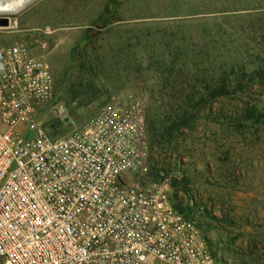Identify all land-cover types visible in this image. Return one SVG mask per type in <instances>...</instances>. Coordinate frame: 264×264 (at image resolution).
Here are the masks:
<instances>
[{
	"label": "built area",
	"instance_id": "obj_1",
	"mask_svg": "<svg viewBox=\"0 0 264 264\" xmlns=\"http://www.w3.org/2000/svg\"><path fill=\"white\" fill-rule=\"evenodd\" d=\"M0 64V264H228L163 185L138 180L139 107L114 100L51 138L37 120L53 91L45 57L16 43Z\"/></svg>",
	"mask_w": 264,
	"mask_h": 264
},
{
	"label": "rangeland",
	"instance_id": "obj_2",
	"mask_svg": "<svg viewBox=\"0 0 264 264\" xmlns=\"http://www.w3.org/2000/svg\"><path fill=\"white\" fill-rule=\"evenodd\" d=\"M224 1L198 15L199 20L229 14L247 23L258 15L236 11ZM202 3L35 0L15 15L0 16L12 21L11 27L0 28V47L23 43L45 57L53 91L37 120L51 138H58L114 100L139 107L143 116L157 105L163 109L169 101L163 95L165 81L153 62L166 61V31L183 19L194 21L190 10ZM86 35L98 36L87 41ZM83 60L98 67L97 75L86 74ZM87 81L94 82L96 99L73 100V92L82 93ZM220 107L214 102L212 111ZM222 107L231 110L234 103L224 101ZM59 108L65 110L67 123L58 117ZM244 134L243 139L223 133L217 122H199L193 133L178 135L174 147L148 145L146 171L137 178L142 184L163 185L176 205L189 206L226 263L264 264V136ZM154 168L159 170L156 178Z\"/></svg>",
	"mask_w": 264,
	"mask_h": 264
},
{
	"label": "trees",
	"instance_id": "obj_3",
	"mask_svg": "<svg viewBox=\"0 0 264 264\" xmlns=\"http://www.w3.org/2000/svg\"><path fill=\"white\" fill-rule=\"evenodd\" d=\"M202 2L190 10L192 15H205L218 4V0ZM227 2L232 3L236 11L258 15L247 23L229 14L211 20L183 19L163 35L167 58L153 65L162 74L166 89L163 95L166 94L169 101L163 109L157 105L154 111L144 115L149 146L174 147L178 135H184L185 131L193 133L203 121L217 122L223 133L237 134L243 139L246 132L264 136V0L246 4H242V0ZM97 36L86 35L85 40ZM83 61L86 74L97 75L98 67L90 60ZM81 87L84 91L73 92V100L96 99L93 81ZM218 101L221 107L212 111V104ZM224 101L234 103L233 109L224 110ZM153 170L156 178L159 170ZM175 208L195 218L189 206L176 205ZM199 225L203 228L201 223Z\"/></svg>",
	"mask_w": 264,
	"mask_h": 264
},
{
	"label": "clouds",
	"instance_id": "obj_4",
	"mask_svg": "<svg viewBox=\"0 0 264 264\" xmlns=\"http://www.w3.org/2000/svg\"><path fill=\"white\" fill-rule=\"evenodd\" d=\"M29 0H0V16L4 14H15L22 9ZM12 26V21L9 20L8 27ZM4 65L0 64V70H3Z\"/></svg>",
	"mask_w": 264,
	"mask_h": 264
},
{
	"label": "water",
	"instance_id": "obj_5",
	"mask_svg": "<svg viewBox=\"0 0 264 264\" xmlns=\"http://www.w3.org/2000/svg\"><path fill=\"white\" fill-rule=\"evenodd\" d=\"M9 18L8 17H0V28H8L9 24ZM69 121V118H65L63 120L64 123H67ZM60 122L57 121L55 125H58Z\"/></svg>",
	"mask_w": 264,
	"mask_h": 264
},
{
	"label": "bare ground",
	"instance_id": "obj_6",
	"mask_svg": "<svg viewBox=\"0 0 264 264\" xmlns=\"http://www.w3.org/2000/svg\"><path fill=\"white\" fill-rule=\"evenodd\" d=\"M33 1H35V0H29V2L22 9H20L17 13H19L20 11H22L23 9H25ZM17 13H15V14H17ZM15 14H4V15H15Z\"/></svg>",
	"mask_w": 264,
	"mask_h": 264
}]
</instances>
